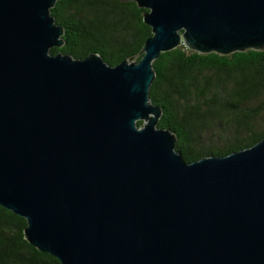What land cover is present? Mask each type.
Here are the masks:
<instances>
[{"label": "water", "instance_id": "1", "mask_svg": "<svg viewBox=\"0 0 264 264\" xmlns=\"http://www.w3.org/2000/svg\"><path fill=\"white\" fill-rule=\"evenodd\" d=\"M57 1L0 0V206L26 240L60 264H264V139L187 163L149 97L161 53L264 50V0H134L152 37L117 66L51 54Z\"/></svg>", "mask_w": 264, "mask_h": 264}, {"label": "trees", "instance_id": "2", "mask_svg": "<svg viewBox=\"0 0 264 264\" xmlns=\"http://www.w3.org/2000/svg\"><path fill=\"white\" fill-rule=\"evenodd\" d=\"M146 11L134 0H58L51 15L64 29V45L51 54L85 59L98 53L110 66L138 63L152 37ZM153 65L149 97L162 111L158 128L176 136V151L187 163L264 139V50L201 54L182 45ZM26 227L24 218L0 206V264H60L26 240Z\"/></svg>", "mask_w": 264, "mask_h": 264}]
</instances>
